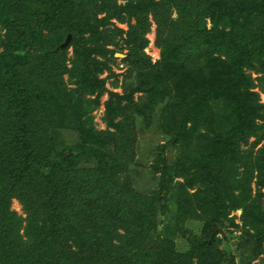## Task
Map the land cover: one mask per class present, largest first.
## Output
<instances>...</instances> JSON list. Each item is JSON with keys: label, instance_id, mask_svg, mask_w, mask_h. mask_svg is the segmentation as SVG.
Masks as SVG:
<instances>
[{"label": "trees", "instance_id": "16d2710c", "mask_svg": "<svg viewBox=\"0 0 264 264\" xmlns=\"http://www.w3.org/2000/svg\"><path fill=\"white\" fill-rule=\"evenodd\" d=\"M152 22L155 63L144 53ZM111 47L126 50L137 82L121 94L100 78ZM253 75L264 76V0H0V264L231 263L218 247L225 221L243 264L264 257ZM105 93L97 130L90 114ZM156 106L167 144L150 167L155 186L141 191L135 128Z\"/></svg>", "mask_w": 264, "mask_h": 264}, {"label": "rangeland", "instance_id": "374dc122", "mask_svg": "<svg viewBox=\"0 0 264 264\" xmlns=\"http://www.w3.org/2000/svg\"><path fill=\"white\" fill-rule=\"evenodd\" d=\"M115 22V21H114ZM115 25L118 26L119 28L126 30V24H120L115 22ZM155 30L156 26L152 22L150 26V31L147 33L146 38L148 40V44L146 48L144 49V53L150 57L151 62L155 63L159 59V50L155 47L154 41H155ZM111 49L114 50L115 54H123L125 53L126 50L120 47H111ZM67 57L72 56L71 49L68 50ZM111 57L108 62V71L104 72L100 78L105 79V88L106 90L121 94L122 92V85L124 81H130L133 83L136 82L134 77V73H129L128 71V66L124 64L121 60V58L118 57ZM125 57V55H124ZM69 66V65H68ZM258 75H253V78L255 79L254 85H255V91L259 93V99L260 102L264 105V76H260L261 78L259 80L256 79ZM66 79V77H65ZM114 83H117L116 86H113ZM137 83V82H136ZM141 96V94H135L134 95V100H139L138 98ZM91 98V97H90ZM92 99V98H91ZM107 100V94L105 93L103 96L100 98V105L96 107L93 112H91V116L93 118L95 128L97 130H103L106 128L105 124L103 123V114H104V102ZM154 113L148 121L145 123L142 120L139 121L136 124V145H135V159H134V185L138 190H150L155 186V183L157 182L158 176L152 173L151 164L153 163L154 155L156 150L161 147L162 145L167 144V138L163 136L160 132L159 129L157 128V117L159 114V108L156 106ZM264 125V121L260 122ZM53 132V131H52ZM261 135L259 138L264 137V132L260 131ZM64 141H73V138L70 137V134L67 133L64 135ZM256 139L254 137H251L248 140L247 145L242 146V149L244 151L249 149L250 144L254 143ZM264 141L260 142L258 146L254 149V153L258 151V149L262 146ZM68 153V152H67ZM66 153V154H67ZM165 156L168 158V161H170L172 158L175 157L177 154V150L173 149L172 147H168L165 151ZM175 181H181V179L176 178ZM252 189H253V195H255L254 191V186L252 184ZM10 210L16 212L18 215L25 217V214L22 210V205L17 199H12L10 202ZM240 210H235L230 213V217L234 218L235 224H239L240 222ZM188 227L186 226V232L187 228L190 229L191 234H197L200 231V227L197 223H188ZM226 228L222 229L220 233L218 227L216 228V231L214 232L215 236L217 233V237L219 239L218 247L219 249L227 255L229 258H233V262L225 264H243V262L240 261L239 259V240H238V235L239 232L233 231V228H229L228 222L225 221ZM233 231V232H232ZM232 232V233H231ZM188 234V233H187ZM186 234V235H187ZM177 248L180 251H183L187 245L186 242L177 239ZM230 262V259H228ZM245 264V263H244ZM251 264H264V257L260 256L258 259H256L254 262Z\"/></svg>", "mask_w": 264, "mask_h": 264}, {"label": "water", "instance_id": "95a60500", "mask_svg": "<svg viewBox=\"0 0 264 264\" xmlns=\"http://www.w3.org/2000/svg\"><path fill=\"white\" fill-rule=\"evenodd\" d=\"M70 40H71V35L70 34H68L67 36H66V39L64 40V42L62 43V44H60V46H59V48H65V47H67L68 45H69V43H70ZM120 57L121 59L122 58H124V55L123 54H115V57ZM260 135H261V132L259 131L258 132V136L260 137ZM216 231V228H213L212 229V234H211V237H213V235H214V232Z\"/></svg>", "mask_w": 264, "mask_h": 264}]
</instances>
